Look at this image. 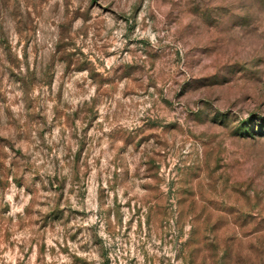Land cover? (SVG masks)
Masks as SVG:
<instances>
[{
	"label": "rangeland",
	"instance_id": "rangeland-1",
	"mask_svg": "<svg viewBox=\"0 0 264 264\" xmlns=\"http://www.w3.org/2000/svg\"><path fill=\"white\" fill-rule=\"evenodd\" d=\"M0 264H264V0H0Z\"/></svg>",
	"mask_w": 264,
	"mask_h": 264
}]
</instances>
